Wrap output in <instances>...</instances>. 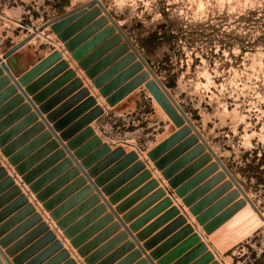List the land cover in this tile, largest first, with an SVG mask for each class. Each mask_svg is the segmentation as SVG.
<instances>
[{"label": "rangeland", "instance_id": "1", "mask_svg": "<svg viewBox=\"0 0 264 264\" xmlns=\"http://www.w3.org/2000/svg\"><path fill=\"white\" fill-rule=\"evenodd\" d=\"M22 42L0 264H264V0H0V58Z\"/></svg>", "mask_w": 264, "mask_h": 264}, {"label": "water", "instance_id": "2", "mask_svg": "<svg viewBox=\"0 0 264 264\" xmlns=\"http://www.w3.org/2000/svg\"><path fill=\"white\" fill-rule=\"evenodd\" d=\"M69 14H63L62 16H61V18L63 19V18H65V17H67ZM25 42H22V43H20L19 45H17V46H15V47H13L12 49H10L9 51H7V52H5L4 54H3V56L0 58V68L4 71V72H6L7 74H9V75H11V70H13V71H15V70H17V69H19V70H21V69H23V68H21V64H22V62H20L19 61V59H21V57H19L18 55H16V54H14L15 53V51H17V49L20 47V46H22L23 44H24ZM60 57V54L59 53H55V54H53L50 58H48V59H46V60H44V61H42L40 64H38L36 67H34L32 70H30L29 72H27L25 75H23L21 78H20V83L21 84H23V85H27L32 79H34V77L36 76V74L37 73H39V71H41V70H43L46 66H48V64L50 63V61H52L53 59H56V58H59ZM142 59V58H141ZM143 60V59H142ZM6 61V62H5ZM1 69H0V74H2L1 73ZM1 77V76H0ZM1 83H3V82H1V80H0V84ZM165 92H166V90H165ZM167 93V92H166ZM183 114V113H182ZM183 116H184V114H183ZM186 118V117H185ZM187 121L189 122V120L187 119ZM190 123V122H189ZM4 139V138H3ZM0 143H2L1 142V140H0ZM192 156V155H191ZM176 168H178V165H175V166H173V168L172 169H169V170H167L166 172H164V176L166 177V178H169V176H171L172 174H173V172H172V170H176ZM223 168L227 171V169L223 166ZM229 173V172H228ZM229 175H230V177L233 179V177H232V175L229 173ZM46 198H47V194H44V193H42V194H39L38 195V199L40 200V201H44V200H46ZM48 209H51V208H49V207H47ZM53 215L54 216H58V213L57 212H54L53 213ZM119 220H120V218H119ZM70 231H72V230H70ZM69 231V232H70ZM69 235V237H71V236H73L74 234H68ZM131 236H132V234H131ZM133 238H135L134 236H132ZM136 239V238H135ZM62 249V244L61 243H56V245L53 247H51L47 252H45V253H48V254H46V255H49V252H52L51 253V255L53 254V253H55V252H58V251H60ZM55 251V252H54ZM63 255H64V257H67V256H70V254H69V252L68 251H64L63 253H62ZM43 255H45V254H43ZM51 255L49 256V257H51ZM41 257L42 256H40L38 259L40 260L41 259ZM44 257V256H43ZM48 257V258H49ZM47 258V259H48ZM149 259H151L150 257H149ZM93 262H94V258H92V257H89V258H86V260H85V263H87V264H93ZM76 264L75 263V261H69V264ZM153 264V263H152Z\"/></svg>", "mask_w": 264, "mask_h": 264}, {"label": "bare ground", "instance_id": "3", "mask_svg": "<svg viewBox=\"0 0 264 264\" xmlns=\"http://www.w3.org/2000/svg\"><path fill=\"white\" fill-rule=\"evenodd\" d=\"M158 105V104H157ZM239 211V210H238ZM237 213V212H236ZM232 218V217H231ZM232 221V220H231ZM235 221H238L241 225L242 228H245L246 231L249 229V227H254L257 224L262 223L260 217L257 215V213L250 207L248 206L246 209L241 211L236 217ZM233 223V222H231ZM234 224V223H233ZM244 224V226H243ZM229 226V225H228ZM221 230V229H220ZM250 230V229H249Z\"/></svg>", "mask_w": 264, "mask_h": 264}, {"label": "crops", "instance_id": "4", "mask_svg": "<svg viewBox=\"0 0 264 264\" xmlns=\"http://www.w3.org/2000/svg\"><path fill=\"white\" fill-rule=\"evenodd\" d=\"M28 60H29V58H28ZM72 250H73V249H72ZM72 252H73V253H72V254H73V256L76 258L75 254H74V250H73Z\"/></svg>", "mask_w": 264, "mask_h": 264}]
</instances>
